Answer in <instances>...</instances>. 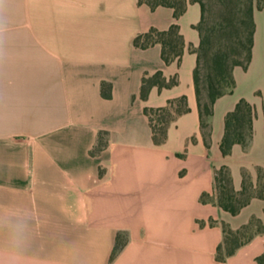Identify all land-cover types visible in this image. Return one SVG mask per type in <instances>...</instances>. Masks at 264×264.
I'll use <instances>...</instances> for the list:
<instances>
[{
  "label": "crops",
  "instance_id": "crops-1",
  "mask_svg": "<svg viewBox=\"0 0 264 264\" xmlns=\"http://www.w3.org/2000/svg\"><path fill=\"white\" fill-rule=\"evenodd\" d=\"M176 21L184 41L179 64L164 65L160 46L133 39L167 30L172 10L138 0H2L0 3V243L27 236L26 264H257L264 232L216 261L222 224L235 231L254 217L264 231V196L232 216L200 203L214 174L264 178V6L253 10L252 57L232 71L231 94L213 105L210 147L200 133L193 69L197 4ZM162 71L169 89L139 97L144 74ZM102 83L111 97L102 98ZM186 97L189 112L154 145L144 108ZM244 99L254 112L247 150L219 143L224 117ZM105 144L97 149L98 140ZM209 221L214 225L210 226ZM118 247L112 257L114 248Z\"/></svg>",
  "mask_w": 264,
  "mask_h": 264
},
{
  "label": "trees",
  "instance_id": "trees-1",
  "mask_svg": "<svg viewBox=\"0 0 264 264\" xmlns=\"http://www.w3.org/2000/svg\"><path fill=\"white\" fill-rule=\"evenodd\" d=\"M200 9V18L193 28L197 31L199 42L196 48L190 46L188 51L196 56L193 69V84L199 118L200 133L206 149L210 147L211 118L214 102L233 92L235 82L232 71L235 67L246 70L252 57L255 23L253 19L254 0H191ZM150 9L166 7L172 10L174 22L167 30L154 28L137 35L132 45L138 49H147L154 45L160 46V58L164 65L175 62L177 65L184 53V41L176 21L186 11V0H138ZM258 6L256 9H261ZM178 84L176 75L166 80L162 71L144 74L141 78L139 97L145 101L152 88L169 89ZM102 98L111 97V85L102 83ZM189 112L186 97L181 96L169 100L160 108H144L154 145H162L166 140L168 127L181 115ZM252 106L240 99L234 109L224 117V132L219 143L223 157L230 155L232 147L239 145L247 150L252 139ZM98 140L97 149L104 147ZM264 196V178L258 170L254 186L250 177L242 175L241 189L236 192L226 166L220 167L214 174V192L212 195L203 193L200 203L218 206L232 216L237 215L248 205L252 198L262 199ZM213 226L214 222L209 221ZM223 241L217 247L216 261L224 262L235 251L246 245L254 236L262 234L263 226L259 219L252 217L247 224L233 231L222 224ZM118 247L114 248L112 257ZM257 264H264V252L256 258Z\"/></svg>",
  "mask_w": 264,
  "mask_h": 264
},
{
  "label": "clouds",
  "instance_id": "clouds-1",
  "mask_svg": "<svg viewBox=\"0 0 264 264\" xmlns=\"http://www.w3.org/2000/svg\"><path fill=\"white\" fill-rule=\"evenodd\" d=\"M26 251V233L14 230L6 243H0V264H26Z\"/></svg>",
  "mask_w": 264,
  "mask_h": 264
},
{
  "label": "rangeland",
  "instance_id": "rangeland-1",
  "mask_svg": "<svg viewBox=\"0 0 264 264\" xmlns=\"http://www.w3.org/2000/svg\"><path fill=\"white\" fill-rule=\"evenodd\" d=\"M258 6L263 7L264 6V0H254V9L258 8ZM262 95V97H264V78L263 81L261 83V89L259 92V95Z\"/></svg>",
  "mask_w": 264,
  "mask_h": 264
}]
</instances>
